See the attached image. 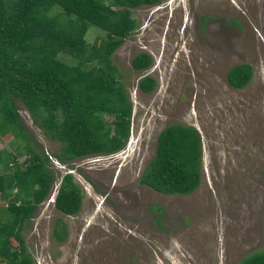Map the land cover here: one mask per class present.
Returning a JSON list of instances; mask_svg holds the SVG:
<instances>
[{"label": "rangeland", "instance_id": "obj_1", "mask_svg": "<svg viewBox=\"0 0 264 264\" xmlns=\"http://www.w3.org/2000/svg\"><path fill=\"white\" fill-rule=\"evenodd\" d=\"M131 16L137 26L111 56L132 102L128 147L63 162L61 143L17 102L31 147L54 175L22 230L27 251L34 264H238L264 249V0H161ZM104 36L90 25L85 39ZM140 52L151 57L145 70L131 65ZM237 63L253 67L239 89L226 78ZM145 75L151 92L138 88ZM174 123L195 126L201 140V179L185 195L140 182L159 131ZM13 137L0 136L2 157L21 162L25 142ZM12 165L0 161V173ZM67 172L82 189L74 215L52 203Z\"/></svg>", "mask_w": 264, "mask_h": 264}, {"label": "trees", "instance_id": "obj_2", "mask_svg": "<svg viewBox=\"0 0 264 264\" xmlns=\"http://www.w3.org/2000/svg\"><path fill=\"white\" fill-rule=\"evenodd\" d=\"M159 1L0 0V136L10 133L23 140L26 149L21 162L15 154L7 161L0 150L5 168L9 159L13 164L12 170L0 173V200L6 203L0 210V264H34L22 230L54 181L48 156L30 145L17 102L47 137L61 143L56 156L63 162L122 149L130 133L132 102L111 56L137 26L131 10ZM90 25L105 36L88 43ZM150 64L146 52L131 59L135 70ZM252 75L251 64L237 63L226 78L239 89ZM137 85L143 92L156 87L151 75L141 77ZM201 157L198 129L169 124L159 131L140 182L164 194H189L201 179ZM81 204L82 189L67 172L54 195V208L74 215ZM238 264H264V249Z\"/></svg>", "mask_w": 264, "mask_h": 264}, {"label": "clouds", "instance_id": "obj_3", "mask_svg": "<svg viewBox=\"0 0 264 264\" xmlns=\"http://www.w3.org/2000/svg\"><path fill=\"white\" fill-rule=\"evenodd\" d=\"M129 136H130V135H129ZM130 143H131V140H130V138L128 137L127 141L125 142V145H127V147H128V146L130 145ZM125 145H124V147H125ZM124 147H123V148H124ZM123 148H122V149H123ZM122 149H120V150H122ZM120 150H119V151H120ZM119 151H117V152H119ZM115 153H116V152H115ZM112 154H114V153H112ZM54 195H55V194H54ZM52 203H53V202H52Z\"/></svg>", "mask_w": 264, "mask_h": 264}, {"label": "built area", "instance_id": "obj_4", "mask_svg": "<svg viewBox=\"0 0 264 264\" xmlns=\"http://www.w3.org/2000/svg\"><path fill=\"white\" fill-rule=\"evenodd\" d=\"M53 199H54V195H53V198H52V202H53Z\"/></svg>", "mask_w": 264, "mask_h": 264}]
</instances>
